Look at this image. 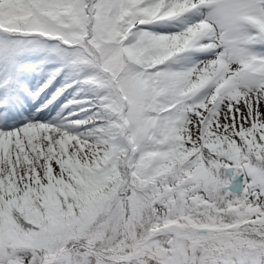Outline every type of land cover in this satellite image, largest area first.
<instances>
[{
    "label": "snow or ice",
    "instance_id": "6c2138e0",
    "mask_svg": "<svg viewBox=\"0 0 264 264\" xmlns=\"http://www.w3.org/2000/svg\"><path fill=\"white\" fill-rule=\"evenodd\" d=\"M0 264H264V0H0Z\"/></svg>",
    "mask_w": 264,
    "mask_h": 264
}]
</instances>
